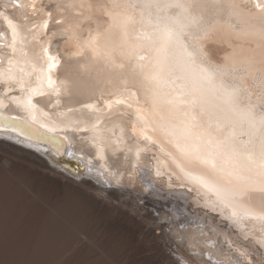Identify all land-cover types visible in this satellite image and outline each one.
Segmentation results:
<instances>
[{
    "label": "bare ground",
    "instance_id": "6f19581e",
    "mask_svg": "<svg viewBox=\"0 0 264 264\" xmlns=\"http://www.w3.org/2000/svg\"><path fill=\"white\" fill-rule=\"evenodd\" d=\"M0 13L17 31L13 52L0 15V264H264L259 184L226 205L165 144L190 123L259 161L264 130L242 114L264 113V0H0ZM169 32L195 33L230 75L181 88Z\"/></svg>",
    "mask_w": 264,
    "mask_h": 264
},
{
    "label": "snow or ice",
    "instance_id": "6c2138e0",
    "mask_svg": "<svg viewBox=\"0 0 264 264\" xmlns=\"http://www.w3.org/2000/svg\"><path fill=\"white\" fill-rule=\"evenodd\" d=\"M35 9V4L30 5ZM257 7H262L257 4ZM0 15H4L0 13ZM51 15V13H49ZM4 19L7 20L8 26L12 31V44L9 46L12 51L15 52V43L17 37L16 26L7 15H4ZM45 27L47 22L45 21ZM195 37V33H178L175 36L171 32L167 34L169 41L179 46L183 56L182 60L178 62L176 68L180 75L176 76V80H183L185 83L179 85L181 88H185L189 83L191 84V92L195 93L198 90V86L201 82L213 83L218 77H228L230 73L227 70L217 68L215 65L207 62L203 58L201 48L196 43L190 41ZM47 52V49H45ZM49 61L54 60V57L49 56ZM11 59L9 64H11ZM207 64V67L204 65ZM54 63L49 64V69L54 67ZM237 69H232V79L235 83L234 74ZM9 80H12L11 70H9ZM23 84V81H18ZM53 81L48 78V84L51 86ZM220 90L227 97L230 111L235 109L231 107L232 103L237 97V89L233 88L231 91L224 88L221 84ZM35 91V90H33ZM43 94V93H39ZM31 106V99L27 101ZM119 103V101H118ZM260 104L264 106V100L260 101ZM87 108H93L94 105H86ZM243 118L247 122L250 128L259 126L264 130V113L261 114V119L256 120L255 115L251 109L247 113H243ZM183 135L186 137V142L176 144V148L180 152L182 158L187 161H199L206 169L201 175L196 177H190L195 183L203 186L209 192L215 193L217 198L226 205L235 207L234 199L237 194L243 195L244 188L242 185L250 183H258L259 190L264 192V137L261 138V155L259 161H255L252 155H246L244 160L245 164H241L239 153L234 147H229V141L225 139L213 138L210 127L208 129L197 128L195 125L186 124L182 130ZM254 177H258V181L254 180ZM227 180V184L224 181ZM228 185H232L229 187ZM262 208H264V202H262ZM236 216V212L232 213ZM259 219L264 220V216H260Z\"/></svg>",
    "mask_w": 264,
    "mask_h": 264
},
{
    "label": "rangeland",
    "instance_id": "374dc122",
    "mask_svg": "<svg viewBox=\"0 0 264 264\" xmlns=\"http://www.w3.org/2000/svg\"><path fill=\"white\" fill-rule=\"evenodd\" d=\"M1 140H5V141H8L7 139L1 137L0 138V141ZM10 141V140H9ZM50 157V156H49ZM43 159L47 162V164L51 167V168H54V169H57L63 173H66L69 177H71L73 180H76V181H79V180H88L92 183H95L93 182V179L90 178L89 174H90V171H87L84 170L82 171L81 168L77 169L73 172V170H70L72 172H69L68 169L65 167V165H72L74 167V165L76 167H78L76 164H74L70 159L66 158V157H62V158H59V159H52L51 157L48 159L45 157H43ZM69 163V164H68ZM74 164V165H73ZM69 172V173H68ZM86 172V173H85ZM87 174V175H86ZM168 217V216H167ZM190 254V252H189ZM192 255V254H191ZM182 264V263H181Z\"/></svg>",
    "mask_w": 264,
    "mask_h": 264
},
{
    "label": "water",
    "instance_id": "95a60500",
    "mask_svg": "<svg viewBox=\"0 0 264 264\" xmlns=\"http://www.w3.org/2000/svg\"><path fill=\"white\" fill-rule=\"evenodd\" d=\"M165 144L168 146V148L174 153L177 154L179 153L178 149L176 148V145L172 142H165ZM196 164L198 165V162H196Z\"/></svg>",
    "mask_w": 264,
    "mask_h": 264
}]
</instances>
